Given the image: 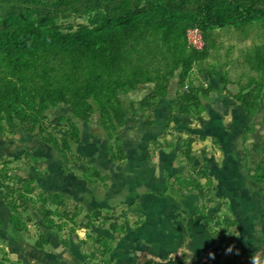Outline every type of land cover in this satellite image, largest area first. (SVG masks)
<instances>
[{
  "label": "rangeland",
  "instance_id": "obj_1",
  "mask_svg": "<svg viewBox=\"0 0 264 264\" xmlns=\"http://www.w3.org/2000/svg\"><path fill=\"white\" fill-rule=\"evenodd\" d=\"M55 1L0 0V14L41 9L61 31L88 26L87 0ZM207 42L181 78L166 77L162 52L144 51L158 81L120 93L104 115L90 103L75 118L67 98L44 129L0 118L2 264H264V176L253 171L264 169V26ZM23 179L46 204L20 202L13 227L1 186Z\"/></svg>",
  "mask_w": 264,
  "mask_h": 264
},
{
  "label": "trees",
  "instance_id": "obj_2",
  "mask_svg": "<svg viewBox=\"0 0 264 264\" xmlns=\"http://www.w3.org/2000/svg\"><path fill=\"white\" fill-rule=\"evenodd\" d=\"M87 1L88 26L71 32L56 28L41 9L0 14V118L7 124L17 122L27 125L29 130L44 129L51 124L48 113L67 98L75 118L83 120L91 109L90 103L96 104L104 115L107 105L120 93L131 90L138 82L158 81L157 74L151 75L144 69V51L162 52V61L167 58L164 64L169 68L166 77L171 79L176 73L181 78L193 55L207 49V41L215 31L264 26V0ZM190 6H194V11ZM190 29L199 31L201 48L188 42ZM134 54L135 64L127 69L125 63L132 61ZM54 58L60 59V64L53 63ZM115 58L121 61L114 65ZM259 61L257 58L256 63ZM60 70L65 73L53 81L52 74L56 78L54 72ZM67 122L73 126L70 119ZM102 126L108 128L107 120L103 119ZM70 136L77 139V132L72 131ZM253 171L255 177L263 179L262 167L255 166ZM1 189V201L10 211L13 227L19 222L20 202L33 207L46 204L41 192L34 196L31 179L21 180L17 188L4 184ZM41 218L51 230L61 227L46 213ZM146 264L183 262L170 258L148 260Z\"/></svg>",
  "mask_w": 264,
  "mask_h": 264
},
{
  "label": "built area",
  "instance_id": "obj_3",
  "mask_svg": "<svg viewBox=\"0 0 264 264\" xmlns=\"http://www.w3.org/2000/svg\"><path fill=\"white\" fill-rule=\"evenodd\" d=\"M188 42L196 49L202 47V40L200 33L197 29H190L187 32Z\"/></svg>",
  "mask_w": 264,
  "mask_h": 264
},
{
  "label": "crops",
  "instance_id": "obj_4",
  "mask_svg": "<svg viewBox=\"0 0 264 264\" xmlns=\"http://www.w3.org/2000/svg\"><path fill=\"white\" fill-rule=\"evenodd\" d=\"M154 258H155V259H157V258H158V256H155ZM158 259H159V258H158ZM154 261H156V260H154ZM165 261H166V260H165Z\"/></svg>",
  "mask_w": 264,
  "mask_h": 264
}]
</instances>
